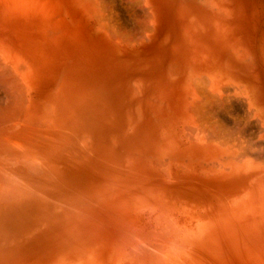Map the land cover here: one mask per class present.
<instances>
[{
  "label": "rangeland",
  "instance_id": "rangeland-1",
  "mask_svg": "<svg viewBox=\"0 0 264 264\" xmlns=\"http://www.w3.org/2000/svg\"><path fill=\"white\" fill-rule=\"evenodd\" d=\"M98 5L101 22L66 7L51 25L16 21L35 65L26 73L7 71L18 76L21 87L15 78L10 83L22 93L0 83L2 117L20 101L18 91L29 94L28 109L14 111L19 122L14 119V130L7 124L5 132L13 133L20 123L24 128L13 136L0 133V264H63L120 243L134 230L153 229L145 185H154L156 196L170 193L164 198L185 232L194 234L203 221L211 227L208 242L220 247L217 263L264 264V0H102ZM197 78L222 101L214 120L239 126L241 143L250 147L244 151L252 164L244 161L246 170L236 171L241 180L232 172L238 182L231 180L230 165L218 159L221 154L229 163L232 152L206 153L203 140L190 132L198 127L191 98ZM216 158L220 167L228 166L225 171ZM256 164L259 170L252 168ZM8 176L13 178L9 198L3 183Z\"/></svg>",
  "mask_w": 264,
  "mask_h": 264
},
{
  "label": "bare ground",
  "instance_id": "bare-ground-1",
  "mask_svg": "<svg viewBox=\"0 0 264 264\" xmlns=\"http://www.w3.org/2000/svg\"><path fill=\"white\" fill-rule=\"evenodd\" d=\"M215 1V0H214ZM97 2V3H96ZM101 4V2H102V0H101V2L99 1V0H69L68 2H64V0H0V83H3V84H6L7 82H9V84H11L10 83V80H15L16 79V81H15V83H16V85L18 84L19 86H20V82H19V80L17 81V78H18V76L17 77H13L9 72H7L8 70H17L18 69V71L20 70H26L25 71V73L26 72H28V71H31L33 68H34V65L35 64H33V59H34V57H33V55H30V53L28 52V50L26 49V47L24 46L25 44H24V40H22V39H19V36H18V29H17V27H16V21H18V20H21V19H25L26 21H28V20H34V21H37V22H40V23H43V24H46V25H51L52 23H54L55 22V19H56V21H57V19L59 18V19H61V15H65L66 13H67V11L68 10H66V11H62V7H66V8H72V11H74V12H76V13H78V14H80L82 11L83 12H86V13H88V14H90V15H92V16H94L97 20H102V16H103V13H102V6L101 5H98L99 3ZM96 3V5L95 6H98V8L99 7H101V9L100 10H98L95 6H94V4ZM182 5V4H181ZM206 18V17H205ZM208 18V17H207ZM195 21H196V19H195ZM220 21H222V20H220ZM101 22V21H100ZM99 22V23H100ZM194 22V21H193ZM98 23V24H99ZM102 23H104V22H102ZM196 23V22H195ZM199 23V22H198ZM193 25V24H192ZM223 25V24H222ZM221 25V26H222ZM214 28V27H213ZM107 29V28H106ZM197 29V28H196ZM215 29H217V28H215ZM219 29V31H220V28H218ZM115 30V29H114ZM222 30V29H221ZM225 32V31H224ZM13 33H14V35L16 36H14L13 35ZM194 33V32H193ZM195 34V33H194ZM222 34H224L223 32H222ZM119 36V35H118ZM223 36V35H222ZM217 37V36H216ZM198 38H200V37H198ZM197 38V39H198ZM217 38H219V37H217ZM216 38V39H217ZM223 38V37H222ZM230 38V37H229ZM228 38V39H229ZM193 39V38H192ZM226 39V38H225ZM222 40V39H221ZM186 41V40H185ZM192 41V40H191ZM190 41V42H191ZM217 41V40H216ZM219 41V40H218ZM189 42V43H190ZM200 42V41H199ZM203 42V41H202ZM227 42H230L229 40H227ZM226 42V43H227ZM196 44L198 43V42H195ZM216 43V42H215ZM194 44V43H193ZM198 45V44H197ZM196 45V46H197ZM203 45V44H202ZM205 45V44H204ZM230 45V44H229ZM191 46H192V44H191ZM195 46V47H196ZM200 47L198 48V49H200V48H202L201 47V45H199ZM192 48H194V47H192ZM191 49V48H190ZM197 49V48H196ZM197 49V51L195 52V53H198L199 52V50ZM232 50V49H231ZM201 51H203V49L201 50ZM200 51V52H201ZM193 52V51H192ZM194 53V52H193ZM200 54V53H199ZM208 54H209V52H208ZM211 54V53H210ZM194 55V54H193ZM201 55V54H200ZM195 56H196V54H195ZM194 56V57H195ZM209 56V55H208ZM207 56V57H208ZM197 60H198V58H197V56L195 57ZM204 59V58H203ZM7 73H8V75H7ZM11 73H15L14 71H11ZM24 73V72H23ZM12 76V78L11 77H9L10 75ZM16 74V73H15ZM14 74V76H16ZM18 75V74H17ZM24 75V74H23ZM25 76V75H24ZM195 78H196V76H194ZM205 77V76H204ZM15 78V79H14ZM209 79V78H208ZM195 80V79H194ZM197 81H198V83L196 84L197 85V88H196V85L194 86L196 89H193V91H192V94H191V98H192V100L195 102L194 104L196 105V107H193V106H191V107H193V109L195 110L194 112H195V117L194 116H192L193 117V119H195L196 118V121H198V127L197 126H195L194 128H193V126H192V128L194 129H191V128H189V126H188V130H190V132H192V133H196V134H198V137H200L202 140H203V146H204V151L207 153H210V154H212L211 152H213V155L214 154H216L215 152H218L219 153V151H221V152H223V151H230V153L232 152V154H231V157H230V160H229V163H228V159H226L225 157H223V158H225L226 160H222V158H220V157H222V155L220 154V156H219V154L217 155V157L219 156V160L221 159V161L220 162H222V161H225V163H223V164H226V162H227V164H229L230 166V168H228V169H230V172L232 173V172H235V177H236V173L240 170V171H242L241 169H243L244 171L246 170V169H244L243 167H245V164H247V163H250V164H252L251 163V160H250V162L249 161H246V160H248L249 159V155H247V153H248V151H247V148L249 147H247V145H246V142L245 143H241L242 142V138H244V140H245V137H243V135L241 134V131H240V129L241 128H239V126H231V127H228V126H225L224 124H219L218 122H219V120H218V122L217 121H215L214 120V115H215V107H216V105L218 104L219 105V107H220V105H221V103H222V101H219V102H217L218 101V99H217V101L215 100V98L213 99L212 98V96L210 95L211 94V91L209 92L206 88H203L204 86H206V85H204V86H202V83H199V80H198V78L196 79ZM195 80V81H196ZM215 80V79H214ZM195 81H194V83H195ZM218 81V80H217ZM14 82V81H13ZM200 82H202V80L200 81ZM15 83H13V85L15 84ZM204 83V82H203ZM199 84L201 85L200 87H198L199 86ZM12 85V84H11ZM12 85V86H13ZM16 85H14V87H16ZM19 86H17V87H19ZM193 86V85H192ZM209 86V85H208ZM16 87V89L17 90H19V91H21V93H22V91H23V88L21 89L20 87V89H18ZM23 87H24V85H23ZM140 87V86H139ZM142 87V86H141ZM140 87V88H141ZM193 87V88H194ZM25 88V87H24ZM161 88V87H160ZM160 88H159V90H160ZM139 90V89H138ZM19 91H18V96H19V98H17V101H18V99L21 101H19V102H17V105H15V107L14 108H12L11 109V111H8V112H6L5 114L7 115V113L9 114V115H5L6 116V118L4 117V115H3V117H2V115L0 116L2 119H0V133H2V135H4L5 133H7L8 131L7 130H9V128H7L8 126H7V124L9 125L10 124V126H12L13 125V123L15 122L16 123V121L17 122H19V119L17 118V120H16V114H15V112L17 111H19V109L18 108H20V106H22L23 108H24V111L22 112V110H21V108H20V110H21V112L22 113H24L27 109H28V107H29V94H28V91H27V93L25 94V95H23V97H22V94L21 93H19ZM25 91V90H24ZM161 91H164L163 90V88H161ZM160 91V94L162 93ZM241 91H243L242 89H241ZM23 93H25V92H23ZM166 93V94H165ZM164 93V95H167V92H165ZM210 93V94H209ZM238 93V92H237ZM19 94H21V99H20V95ZM159 94V95H160ZM235 94V93H234ZM136 95V94H135ZM215 95H216V92H215ZM237 95V94H236ZM240 95V94H239ZM162 95H160V97H161ZM217 96V95H216ZM219 96V95H218ZM157 97H159V96H157ZM164 97V96H163ZM163 97H161V98H163ZM166 97H168V95L166 96ZM165 98V97H164ZM166 99V98H165ZM164 99V100H165ZM220 100V99H219ZM150 101V100H149ZM160 101H163V100H160ZM215 101V102H214ZM20 103V104H19ZM136 103V102H135ZM152 103V102H151ZM167 103V102H166ZM18 105H19V107H18ZM194 105V106H195ZM16 106H17V108H16ZM135 106V105H134ZM16 108V109H15ZM22 108V109H23ZM134 108V107H133ZM193 109H191V110H193ZM13 110V111H12ZM190 110V111H191ZM15 111V112H14ZM128 111V110H127ZM132 111V110H131ZM134 111V110H133ZM14 112V113H13ZM16 112V113H17ZM115 112V111H114ZM18 113H20V111L18 112ZM21 113V114H22ZM52 113H53V110H52ZM18 115V114H17ZM135 115V114H134ZM194 115V114H193ZM129 116V115H128ZM4 118V119H3ZM127 118V117H126ZM16 120V121H14L13 122V120ZM23 119V118H22ZM22 119H20V121L21 122H23L22 121ZM51 120V119H50ZM49 120V121H50ZM132 120V119H131ZM11 122H13L12 123V125H11ZM48 122V121H47ZM52 122V121H51ZM50 122V123H51ZM19 124V123H18ZM17 124V125H18ZM22 123H20L19 125H21ZM51 124H53V122L51 123ZM129 124H130V121H129ZM16 125V126H17ZM18 125V127H20L21 128V126H19ZM47 125H49V123L47 124ZM54 125V124H53ZM7 126V127H6ZM135 126V125H134ZM6 127V128H5ZM42 127V126H41ZM55 127V125L53 126V128ZM185 127V126H184ZM12 128H13V130H14V125L12 126ZM11 128V129H12ZM17 128V127H16ZM20 128H17L16 130H18V129H20ZM24 127H22L21 129H23ZM56 128V127H55ZM5 129H7L6 131L7 132H5ZM20 129V130H21ZM65 129V128H64ZM185 129H186V127H185ZM15 130V131H16ZM28 130V129H27ZM54 130V129H53ZM58 130V129H57ZM66 130V129H65ZM187 130V129H186ZM2 131H4V132H2ZM10 131H12V130H10ZM14 131V132H15ZM19 131V130H18ZM33 131H35V130H32L31 132V135L33 134ZM56 131V130H55ZM55 131H53V132H55ZM59 131V130H58ZM14 132L13 133H11V132H8L9 134H11L12 136H13V134H14ZM17 132V131H16ZM15 132V133H16ZM44 131H42V133H43ZM62 132V131H61ZM186 132V131H185ZM190 132H188V133H190ZM19 133V132H18ZM24 133V132H23ZM50 133V132H49ZM49 133H48V136H49ZM57 134H59L58 132H56ZM187 133V132H186ZM187 133V134H188ZM191 133V134H192ZM20 134V133H19ZM30 134V133H29ZM35 134V133H34ZM62 135H66V134H63V132L61 133ZM61 134H59V135H61ZM1 135V134H0ZM11 135H7L8 137L9 136H11ZM23 135V134H22ZM58 135V136H59ZM62 135H61V137H62ZM190 135V134H189ZM6 136V137H7ZM30 136V135H29ZM33 136V135H32ZM67 136V135H66ZM65 136V137H66ZM186 136V135H185ZM194 136H195V134H194ZM194 136H190V137H188V136H186V137H188L189 139H193V138H191V137H194ZM197 136V135H196ZM7 137V138H8ZM44 137H45V135H44ZM47 137V136H46ZM51 138H52V136H50ZM68 137V136H67ZM88 137V136H87ZM16 138V137H15ZM14 138V139H15ZM51 138H47V140L49 139H51ZM196 140H197V138L196 137H194ZM12 139V138H11ZM13 139V140H14ZM34 139V138H33ZM54 140L56 139V136H55V138H53ZM247 139V138H246ZM17 140H18V138H17ZM20 140H21V138H20ZM20 140H18V141H20ZM41 140V139H40ZM86 140H89V139H86ZM60 141V140H59ZM63 141V140H62ZM198 141V140H197ZM240 141V142H239ZM2 141H0V145L3 147V143H1ZM10 142V141H9ZM64 142H66V141H64ZM199 142V141H198ZM238 142V144L240 145V147H241V149H240V147L239 146H237V143ZM244 142V141H243ZM200 143V142H199ZM24 144V143H23ZM52 144V143H51ZM50 144V145H51ZM58 144V143H57ZM246 146H245V145ZM11 145V144H10ZM12 145H13V147H14V144L12 143ZM19 145V144H18ZM17 145V146H18ZM56 145V144H55ZM58 145H62V143L61 144H58ZM58 145H56V146H58ZM200 145V144H199ZM242 145H244V146H242ZM251 145V144H250ZM15 146H16V144H15ZM16 146V148H18ZM54 146V145H53ZM202 145H201V148L203 147ZM235 146H237V148H234ZM1 147V148H2ZM21 147V146H20ZM52 147V146H51ZM0 148V149H1ZM53 148V147H52ZM234 148V150L232 151V149ZM7 149V148H6ZM57 149H58V147L56 148V151H57ZM246 149V150H245ZM252 149V148H251ZM254 149V148H253ZM252 149V150H253ZM5 150V149H4ZM54 150V149H53ZM52 150V151H53ZM242 152H241V151ZM247 151V153L245 152V151ZM249 150H250V147H249ZM255 150V149H254ZM18 151H20V150H18ZM56 151H54V152H56ZM59 151V150H58ZM64 151V150H63ZM9 152V151H8ZM21 152V151H20ZM160 152V151H159ZM220 152V153H221ZM69 153V152H68ZM246 153V156H248V158L246 159V156H245V159H241V157L242 156H244V154ZM46 154V153H45ZM223 154V153H222ZM48 156H50V155H48ZM207 156V155H206ZM224 156V155H223ZM251 156V155H250ZM46 157V156H45ZM58 157V156H57ZM205 157V156H204ZM126 158H127V156H126ZM212 158V157H211ZM251 158H252V156H251ZM250 158V159H251ZM164 159H166V158H164ZM204 159V158H203ZM202 159V160H203ZM264 159V158H263ZM24 160V159H23ZM64 160V159H63ZM127 160V159H126ZM216 160H217V158H216ZM242 160H243V163H242ZM253 160H255V158H252V161ZM258 159H256L255 160V162L257 161ZM25 161V160H24ZM205 161H207V160H205ZM209 161V160H208ZM213 161V160H212ZM211 161V162H212ZM215 161V160H214ZM218 161V160H217ZM244 161L245 162H247V163H244ZM10 162H12V161H10ZM9 162V163H10ZM26 163H27V161H25ZM37 162H39L38 160H37ZM127 162H129V161H127ZM161 162H162V160H161ZM202 162V161H201ZM219 161L218 162H216V163H219V167L220 166H223V165H221V163H220ZM13 163V162H12ZM29 163V162H28ZM27 163V164H28ZM48 163H49V161H48ZM52 163V162H51ZM166 164V161L164 162L163 161V164ZM167 163H168V160H167ZM174 163V162H173ZM208 163V162H207ZM259 163H260V160H259ZM4 164V163H3ZM2 164V165H3ZM5 164H7V163H5ZM31 164H32V162H31ZM37 164V163H36ZM45 164V163H44ZM44 164H42L41 166H40V168H41V170H40V174H41V172H42V167H45L44 166ZM130 164V163H129ZM159 164H160V162H159ZM175 164V163H174ZM204 164V163H203ZM226 164V165H227ZM244 164V165H243ZM22 165V164H21ZM30 165V164H29ZM35 165V164H34ZM45 165H47V164H45ZM52 165V164H51ZM127 166H128V164H126ZM125 165V166H126ZM166 165H169V164H166ZM199 165H200V163H199ZM205 165H207L206 163H205ZM226 165H224V167L222 168V167H218V165H217V167H216V165L214 164V167L217 169V168H219L220 169V171L221 170H223V171H225L224 169L226 168V167H228V166H226ZM255 165V164H254ZM257 165V164H256ZM20 166V165H19ZM35 166H37V165H35ZM133 166V165H132ZM160 166V165H159ZM165 166V165H164ZM176 165H174V167H175ZM201 166V165H200ZM208 166V165H207ZM226 166V167H225ZM8 167V166H7ZM33 167V166H32ZM59 167H61V166H59ZM129 167V166H128ZM131 167V166H130ZM130 167H129V169H130ZM166 167V166H165ZM169 167V166H168ZM168 167L166 168V169H168ZM179 168L181 167V166H178ZM242 167V168H241ZM248 167H251V166H249V164H248ZM257 168L258 167V165L257 166H252V168ZM36 168H38V166L36 167ZM160 168H162V167H160ZM164 168V167H163ZM163 168H162V170H163ZM177 168V167H176ZM181 168H184V167H181ZM180 168V169H181ZM209 168V167H208ZM247 168V167H246ZM28 169V168H27ZM26 169V170H27ZM127 169V168H126ZM128 169V170H129ZM132 169V168H131ZM178 169V168H177ZM188 169V168H187ZM212 169V168H211ZM227 169V168H226ZM248 169V168H247ZM18 170V169H17ZM38 170V171H39ZM256 170H259V167L256 169ZM3 171V170H2ZM5 171V170H4ZM20 171V170H19ZM130 171V170H129ZM129 171H127V172H129ZM168 171V170H167ZM201 171V170H200ZM210 172H212V171H215V170H209ZM207 172V171H204L205 173L207 172L208 174H211L210 172ZM237 171V172H236ZM248 171H249V169H248ZM164 172H165V170H164ZM202 173H203V171H201ZM219 172V171H218ZM228 172L229 171H227V174H228ZM229 172V173H230ZM250 172H252V171H250ZM4 173V172H3ZM12 173V172H11ZM226 173V172H225ZM230 173V174H231ZM254 173V172H253ZM252 173V175H254ZM130 174V173H129ZM166 175H167V173H165ZM213 174V173H212ZM233 174V173H232ZM239 173H237V175H238ZM249 174V173H248ZM202 175H204V173L202 174ZM207 175V174H206ZM205 175V176H206ZM250 175H251V173H250ZM168 176H169V174H168ZM249 176V175H248ZM255 176V175H254ZM262 176V175H261ZM4 177V176H3ZM130 177V176H129ZM235 177H234V174H233V178L231 179L232 181H234L233 179H235ZM238 178H240V180H241V176L239 177V175L237 176ZM236 177V178H237ZM19 178H20V176H19ZM229 178V177H228ZM227 178V179H228ZM247 178H249V177H247ZM254 178V177H253ZM253 178H251V179H253ZM259 178H262V177H259ZM4 179V178H3ZM16 179V178H15ZM226 178H224V180H227ZM258 179V178H257ZM6 180L7 181H9V182H7V183H5L6 182ZM11 180L13 181V178H10L9 176H8V178H6L4 181H3V183H4V185H5V190H6V192L5 193H7L8 192V183L10 184V183H13V182H11ZM223 180V181H224ZM244 180H246V179H244ZM259 180V179H258ZM38 181V180H37ZM40 181V180H39ZM231 181V182H232ZM235 181H236V179H235ZM247 181H249V180H247ZM253 181V180H252ZM252 181H249V182H252ZM256 181V180H255ZM260 182H261V180H259ZM220 182H222V181H220ZM228 180L226 181V186L228 185ZM236 182H238V180L236 181ZM235 182V183H236ZM242 182H244V181H242ZM242 182L240 183V184H242ZM260 182H258L259 184H260ZM217 183V182H216ZM234 183V184H235ZM245 183V182H244ZM257 183V182H256ZM257 183V184H258ZM217 184H219V183H217ZM222 184V183H221ZM221 184H219V185H221ZM239 184V185H240ZM253 184V183H252ZM255 184V183H254ZM257 184H256V186H257ZM3 185V186H4ZM139 185H144V184H139ZM236 185H238V183L236 184ZM246 185V184H245ZM245 185H244V187H245ZM248 185V184H247ZM262 185H263V182H262ZM22 186V185H21ZM31 186H32V184H31ZM127 186V185H126ZM125 186V187H126ZM147 186V188H150L148 191H149V193L147 194V196H148V199H146V204H144V205H146L147 206V208H149V210H150V212H151V214L153 215V218H154V226H153V229H150V230H147V228H145V229H141V230H134V231H132V233L130 232V234H128L127 236H123V239L121 240V242L120 243H110L109 245H107L106 246V248H105V250H103V251H101V252H95L94 250L92 251H90V253H88L87 255L85 254V253H81L80 255H77L74 259H72V260H70V261H68V262H65V263H63V264H214V262L215 263H217L216 261H217V259H218V255H219V251H220V247H219V245H218V243H209L208 241L209 240H211L212 239V237H211V234H212V229H211V227H209V226H207L206 224H203L204 223V221H203V223L201 224V223H197V225L195 226L196 228H197V230L194 232V234L192 233L191 234V230L190 231H184L186 228H182L180 225H179V221H178V219L176 218V216H175V210H173L171 207H170V204H169V202H168V200H166V199H168V195H170V193L169 194H165L166 192H162V194L164 193L165 195H167L165 198H164V194L162 195L163 196V198L164 199H162V198H160V197H162V196H160L158 193V196H156V194H154L155 192H153V193H151V191H154L155 189H153V188H155L154 187V185L152 186H148V185H145L144 187L142 186V191H143V189L145 188ZM158 185H156V187H157ZM160 186L161 185H159L158 186V188L156 189V190H158L159 192H160V190L161 189H163L162 188V186H161V188H160ZM222 186H225V185H223L222 184ZM229 186V185H228ZM232 186V185H231ZM230 186V187H231ZM249 186H250V184H249ZM255 186V185H254ZM253 186V187H254ZM259 187H260V185H258ZM257 186V187H258ZM28 187V186H27ZM117 187H118V185H117ZM234 187V186H233ZM247 187V186H246ZM251 187V186H250ZM249 187V188H250ZM259 187L257 188V189H259ZM263 187V186H262ZM1 188V187H0ZM108 188V187H107ZM165 188V187H164ZM226 188V187H225ZM239 188H242L243 190H244V188H243V186L241 185V187L239 186ZM256 188V187H255ZM12 189V188H11ZM10 189V192L12 191ZM110 189V188H109ZM136 189V188H135ZM139 189V188H138ZM146 189V188H145ZM218 189V188H217ZM226 189H228V188H226ZM237 189V188H236ZM242 189H240V190H242ZM252 189H254V188H252ZM15 190V189H14ZM20 190V189H19ZM140 190H141V187H140ZM239 190V191H240ZM18 191V190H17ZM111 191V190H110ZM161 191H163V190H161ZM224 191V190H223ZM230 191V190H229ZM239 191H237V192H239ZM244 191H246V190H244ZM247 191H249L248 189H247ZM253 191V190H252ZM252 191H250V193L252 192ZM263 191V190H262ZM134 192V191H133ZM157 192V191H156ZM170 192V191H169ZM218 192H219V190H218ZM231 192H236V190L235 191H232L231 190ZM230 192V195L232 194ZM243 191H241V193H242ZM254 192H255V190H254ZM260 192V191H259ZM16 193H18V192H15V194ZM116 193V192H115ZM131 193H132V191H131ZM138 195H140V192L139 191H137L136 192ZM145 192L143 191V194H144ZM150 193L151 194H154L155 195V197H154V195H150ZM168 193V192H167ZM226 193H228V192H226ZM241 193H238V194H240L239 196H241L242 194ZM246 194L248 193V192H245ZM253 193V192H252ZM251 193V194H252ZM8 195V198H9V193H7ZM11 194V193H10ZM13 194H14V192H13ZM136 194V195H137ZM146 194V193H145ZM215 194V193H214ZM233 194H235V193H233ZM237 194V195H238ZM249 194V193H248ZM254 194V193H253ZM253 194H252V196H253ZM259 194V193H258ZM2 195V194H1ZM4 195H6V194H4ZM18 195V194H17ZM20 195V194H19ZM149 195L151 196V197H149ZM217 195V194H216ZM255 195V194H254ZM7 196H5V198H7ZM21 196V195H20ZM160 196V197H159ZM233 195H231V196H228V198L229 197H232ZM235 196V195H234ZM243 196H244V194H243ZM249 196H251V195H249ZM139 197H141L139 200H141L142 199V201H143V199H144V195L143 196H139ZM216 197H218V196H216ZM238 197V196H237ZM247 197H248V195H247ZM246 196H245V198H247ZM255 197V196H254ZM258 197V196H257ZM10 198H12V197H10ZM13 198H14V196H13ZM145 198H147V197H145ZM221 198V197H220ZM243 198V197H242ZM245 198L244 199H240V201L241 200H245ZM253 197H251V199H252ZM4 199V197L2 198V200ZM137 199V198H136ZM219 199V198H218ZM233 199H234V197H233ZM250 199V198H249ZM251 199H250V204H251ZM1 200V201H2ZM138 200V201H139ZM231 200H232V198H231ZM254 200V199H253ZM142 201H139L140 202V204H141V202ZM236 201V200H235ZM235 201H233V202H235ZM4 202V201H3ZM238 202V201H237ZM236 202V203H237ZM246 202H248V201H246ZM254 202V201H253ZM172 203V202H171ZM235 203V204H236ZM240 203V202H239ZM233 204V203H232ZM238 204V203H237ZM240 204H242V203H240ZM244 204V203H243ZM2 205V204H1ZM247 205V204H246ZM245 205V206H246ZM253 205V204H252ZM3 206V205H2ZM238 206V205H237ZM237 206H233V207H237ZM255 206V205H254ZM254 206H253V208H254ZM209 207H210V205H209ZM208 207V208H209ZM247 207V206H246ZM1 208V207H0ZM204 208V207H203ZM222 208V207H221ZM237 208H239V207H237ZM188 209V208H187ZM242 209H243V207H242ZM248 209V208H247ZM250 209V208H249ZM248 209V210H249ZM235 210H237L236 208L234 209V211ZM241 210V209H240ZM244 210V209H243ZM250 210H253V209H250ZM255 210V209H254ZM253 210V211H254ZM247 211V210H246ZM245 211V212H246ZM241 212V211H240ZM241 213H243V212H241ZM151 215V216H152ZM201 215V214H200ZM220 215V214H219ZM239 215V214H238ZM150 216V217H151ZM217 217V216H216ZM201 219V218H200ZM193 220V219H192ZM199 220V219H198ZM203 220V219H202ZM205 220H207V219H205ZM217 220V219H216ZM206 222V221H205ZM195 223V224H196ZM148 225V224H147ZM213 226H214V224H213ZM151 227V226H150ZM182 228V229H181ZM195 228V229H196ZM187 230V229H186ZM185 232V233H184ZM182 233V234H181ZM184 233V234H183ZM189 237V239H187L186 237L187 236ZM186 236V237H185ZM195 241H196V243H195ZM179 242H181V243H179ZM239 250V249H238ZM72 257H74V255L72 256ZM206 259V260H205ZM204 260L206 261V263H204ZM223 263V262H222ZM217 264H219V263H217ZM225 264V263H224ZM227 264H229V263H227Z\"/></svg>",
  "mask_w": 264,
  "mask_h": 264
}]
</instances>
